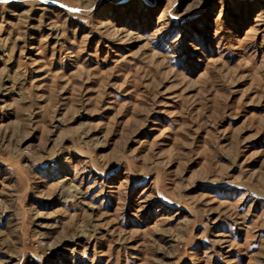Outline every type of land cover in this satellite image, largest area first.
Here are the masks:
<instances>
[{"label":"rangeland","instance_id":"1","mask_svg":"<svg viewBox=\"0 0 264 264\" xmlns=\"http://www.w3.org/2000/svg\"><path fill=\"white\" fill-rule=\"evenodd\" d=\"M0 264H264V0H0Z\"/></svg>","mask_w":264,"mask_h":264},{"label":"bare ground","instance_id":"2","mask_svg":"<svg viewBox=\"0 0 264 264\" xmlns=\"http://www.w3.org/2000/svg\"><path fill=\"white\" fill-rule=\"evenodd\" d=\"M58 174V173H57ZM70 189V188H69ZM64 193V192H63ZM78 193H80L78 190H77V188H73L72 190L70 189V190H68V196H75L76 194H78ZM65 196H66V194H65Z\"/></svg>","mask_w":264,"mask_h":264}]
</instances>
